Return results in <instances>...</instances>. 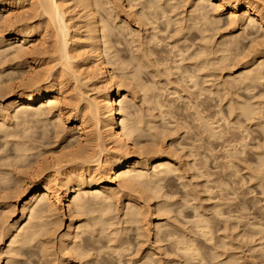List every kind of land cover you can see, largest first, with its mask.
<instances>
[{"label":"bare ground","instance_id":"6f19581e","mask_svg":"<svg viewBox=\"0 0 264 264\" xmlns=\"http://www.w3.org/2000/svg\"><path fill=\"white\" fill-rule=\"evenodd\" d=\"M0 264H264V0H0Z\"/></svg>","mask_w":264,"mask_h":264},{"label":"rangeland","instance_id":"374dc122","mask_svg":"<svg viewBox=\"0 0 264 264\" xmlns=\"http://www.w3.org/2000/svg\"><path fill=\"white\" fill-rule=\"evenodd\" d=\"M96 88H97V83L96 84H92L90 86V88H89V94H88L90 97H93V98L97 97Z\"/></svg>","mask_w":264,"mask_h":264}]
</instances>
